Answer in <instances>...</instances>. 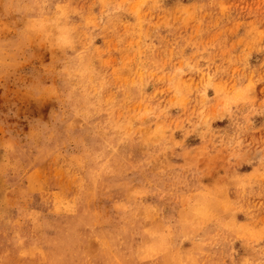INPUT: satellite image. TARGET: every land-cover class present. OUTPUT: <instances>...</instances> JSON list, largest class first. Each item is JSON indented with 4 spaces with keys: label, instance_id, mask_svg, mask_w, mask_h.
I'll return each mask as SVG.
<instances>
[{
    "label": "clouds",
    "instance_id": "9594fccd",
    "mask_svg": "<svg viewBox=\"0 0 264 264\" xmlns=\"http://www.w3.org/2000/svg\"><path fill=\"white\" fill-rule=\"evenodd\" d=\"M0 264H264V0H0Z\"/></svg>",
    "mask_w": 264,
    "mask_h": 264
}]
</instances>
